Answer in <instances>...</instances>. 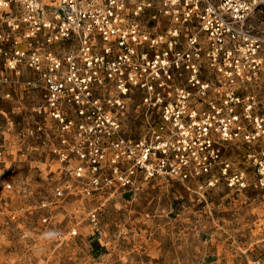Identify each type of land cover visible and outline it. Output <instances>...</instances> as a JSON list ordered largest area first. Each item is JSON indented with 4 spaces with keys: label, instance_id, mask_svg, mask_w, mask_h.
Segmentation results:
<instances>
[{
    "label": "built area",
    "instance_id": "2783aa9c",
    "mask_svg": "<svg viewBox=\"0 0 264 264\" xmlns=\"http://www.w3.org/2000/svg\"><path fill=\"white\" fill-rule=\"evenodd\" d=\"M4 102L25 111L20 157L57 167L32 187L0 149V264H71L73 199L99 208L156 177L264 193V0H0Z\"/></svg>",
    "mask_w": 264,
    "mask_h": 264
},
{
    "label": "rangeland",
    "instance_id": "374dc122",
    "mask_svg": "<svg viewBox=\"0 0 264 264\" xmlns=\"http://www.w3.org/2000/svg\"><path fill=\"white\" fill-rule=\"evenodd\" d=\"M0 107V149L18 163L21 175L29 173L32 187L44 185L49 178L45 175L55 171L57 163L34 152L23 160L15 143L25 111H18L22 108L18 103L4 102ZM4 171L0 163V184ZM5 195L0 190V199ZM6 199L15 210L24 196L14 191ZM95 206L85 199L66 205L78 234L60 253L71 264H252L256 258L264 259V193L258 190L235 192L219 185L197 193L156 177L134 192H117L101 207ZM91 209H96V224L87 217ZM8 214L0 211L3 219ZM8 235L14 238L17 233ZM10 244L2 243L0 260L9 255Z\"/></svg>",
    "mask_w": 264,
    "mask_h": 264
},
{
    "label": "bare ground",
    "instance_id": "6f19581e",
    "mask_svg": "<svg viewBox=\"0 0 264 264\" xmlns=\"http://www.w3.org/2000/svg\"><path fill=\"white\" fill-rule=\"evenodd\" d=\"M118 196V195H117ZM91 232V231H90Z\"/></svg>",
    "mask_w": 264,
    "mask_h": 264
}]
</instances>
